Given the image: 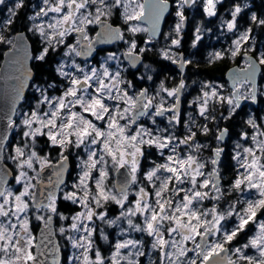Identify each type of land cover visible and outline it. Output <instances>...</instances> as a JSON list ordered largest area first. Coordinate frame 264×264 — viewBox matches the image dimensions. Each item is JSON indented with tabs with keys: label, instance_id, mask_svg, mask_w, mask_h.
Returning <instances> with one entry per match:
<instances>
[{
	"label": "snow or ice",
	"instance_id": "1",
	"mask_svg": "<svg viewBox=\"0 0 264 264\" xmlns=\"http://www.w3.org/2000/svg\"><path fill=\"white\" fill-rule=\"evenodd\" d=\"M222 4L15 0L7 7L0 18V264H49V255L51 264L62 256L64 264H264V118L247 114L239 132L221 126L257 99L264 14L234 0L221 21L235 38L206 62L239 57L245 65L233 71L227 95L223 84L202 80L184 109L186 78L155 88L127 78L157 35L168 42L164 59L181 73L192 66L196 53L173 51L184 39L186 11L214 18ZM170 7L176 22L163 33ZM202 25L193 49L212 31ZM138 33H149L143 47ZM118 41L123 52L100 48L106 54L95 59L98 46ZM145 73L136 79L153 81Z\"/></svg>",
	"mask_w": 264,
	"mask_h": 264
},
{
	"label": "trees",
	"instance_id": "2",
	"mask_svg": "<svg viewBox=\"0 0 264 264\" xmlns=\"http://www.w3.org/2000/svg\"><path fill=\"white\" fill-rule=\"evenodd\" d=\"M233 2L234 0H224L223 4L219 5L218 7L219 13L217 18H208L203 14V12L198 14L195 13L190 19V24L188 26L187 31L182 33L184 39L182 40L181 47L177 49V51L183 52L186 56H188V54L190 53H196L195 56L190 57L194 60V64L186 68L185 74L183 75V77L186 78L187 87L191 89L192 93H190V95L194 98L196 97V92L199 91V82L202 80H212L217 83L224 84L226 87H228V83L226 81L227 70L231 66L240 64V60L242 58L239 57L235 61L226 59L224 61H219L214 64H208L206 62V58L208 57L210 52L217 51V47L222 45L223 42L230 43L232 40V35H230V33H227V31H222L219 26L222 20L230 18L228 15V8H225V5L231 6ZM250 3L253 5V10L256 11L257 14H264V0H250ZM5 10L6 8L4 6H0V17H3L5 15ZM28 11L29 9L25 8L21 9L18 13L17 24L15 25L17 30H22L21 25ZM201 21H203L202 28H210L212 29V31H204L203 38L200 45L198 46V49H193L191 47L193 32L196 25ZM247 22L248 20H245V18L240 20L241 25H246ZM173 25L174 16L173 14H171L165 23L163 33H168L173 27ZM137 39L141 43L144 40V35L138 34ZM167 43L168 42L165 41L164 37L162 36L159 42L155 43L156 45L154 46V48L145 54L146 60L155 65V78L152 81L151 86L157 87L160 81H165L167 86L172 87L175 86L182 78L181 74L178 71V68L172 66V62H168V60L164 59L161 55V50L165 48V45ZM4 51H6V46H0V66L3 61ZM166 73L171 75V80L173 81L172 85L166 81V79L170 80L166 77ZM157 74H159L158 77ZM134 75L135 72L132 69H129L127 77L128 79L133 80L136 84L134 80ZM193 81H195L196 83H193ZM260 83L264 85V76L261 78ZM246 109L247 108L244 107L243 111L240 112L239 116L234 118L233 121L222 122L221 126L231 127L233 125H238L237 127H232L231 130L239 132L240 127L243 126L242 120L247 119V114L244 113ZM255 109L256 110L254 111L257 114V117L260 118V116L262 115V110H264V92L261 93L259 98V105L255 107ZM53 156H55V153H53ZM53 159L55 161V158ZM230 174L231 173H228L227 175L230 176ZM67 207L71 208V205H68Z\"/></svg>",
	"mask_w": 264,
	"mask_h": 264
},
{
	"label": "flooded vegetation",
	"instance_id": "3",
	"mask_svg": "<svg viewBox=\"0 0 264 264\" xmlns=\"http://www.w3.org/2000/svg\"><path fill=\"white\" fill-rule=\"evenodd\" d=\"M12 1H15V0H12ZM219 6V5H218ZM229 7V5H225V8H228ZM195 13H202V9L201 10H197L196 8H192V9H188L187 11H186V14L188 15V17H189V22H188V24H187V27H186V30H184V32H186L187 31V29H188V26H189V24H190V19H191V17L190 16H193ZM214 18H217V17H214ZM245 20H248L247 19V16H245ZM203 34V33H202ZM149 38H144V40H148ZM143 40V41H144ZM143 41L140 43L139 42V40L137 39V42H138V44H139V46H141V47H143L144 46V44H143ZM152 45L153 46H155L156 44L154 43V41L152 40ZM229 45V43H225V42H223L222 43V45H220L219 47H222V48H225V47H227ZM151 46V45H150ZM120 47H122L121 45H118V44H115V45H113V46H111V47H102L103 49H106V50H118ZM124 49H122V51H123ZM104 54H106L104 51H100L99 49H97V53H96V56H95V59L98 61L99 60V55H104ZM163 56V55H162ZM168 62H172V61H170V60H168ZM144 64H147V65H149L150 66V68H151V71H149V72H147V73H145V69H144V67H143V65ZM173 65L172 66H174V67H176V68H178V65L177 64H174V63H172ZM240 64L242 65L241 67H243V66H245L244 65V62H243V60L241 59L240 60ZM155 65L153 64V63H150V62H148L147 60H146V56H145V58L143 59V63L140 65V67L138 68V69H135V70H133L134 72H135V75H134V80H135V82H136V84H137V86H140V88H143V87H150V88H155L154 86H151V83H152V81H148L147 79H145V80H143V81H140V80H138V79H136V77L138 76V75H140L141 73H145V75H152L153 76V80H154V78H155V76H154V74H155ZM178 71H179V73L181 74V76L183 77V75H184V73L185 72H183V73H181L180 72V70H179V68H178ZM171 80V79H170ZM166 81H167V79H166ZM186 90V89H185ZM185 90H184V93H185ZM188 95V94H187ZM186 95V93L184 94V96H183V106H182V108H184L185 109V100L187 101V99H188V96ZM249 104V103H248ZM244 107H246V106H244ZM247 110L248 109H246L245 110V114H247ZM231 178V174H230V176L229 175H226L225 176V179L226 180H228V179H230ZM64 262V261H63ZM64 264V263H63Z\"/></svg>",
	"mask_w": 264,
	"mask_h": 264
},
{
	"label": "water",
	"instance_id": "4",
	"mask_svg": "<svg viewBox=\"0 0 264 264\" xmlns=\"http://www.w3.org/2000/svg\"><path fill=\"white\" fill-rule=\"evenodd\" d=\"M170 4H171V1H170ZM172 9H173V8L170 7L169 12H168V13H165V17H164V19L161 21V31H162V32H163V29H164V25H165V23H166L168 17L170 16V13L172 12ZM186 27H187V25L185 26V29H186ZM161 36H162V35H157V36L155 37V39L158 40V39H160ZM115 43H122V41H118V42H115ZM115 43H113V44H107V45H100V46H98L97 49H100V48H102V47L113 46ZM94 56H96V53L94 54ZM126 62H127V61H126ZM142 62H143V61H142ZM127 63H128V62H127ZM4 64H6V58H5V57H3V61H2V63H1V66H3ZM141 64H142V63H138L135 67H131V68L138 69V68L140 67ZM177 65H178V64H177ZM238 67H240V66H239V65L231 66V67L227 70V72H226V80L228 81V84H229V86H230L231 89H233V87H234V80H233L232 73H233V71H234L235 69H237ZM262 69H263V67L260 68V69L257 71L256 76H255V79H254L255 86H256L257 96H258L259 80H260V75H261V73H262ZM250 84H251V83H250ZM241 90H242V88H241ZM182 97H183V96H182ZM247 102H248V101H244V102H242V106H243L245 103H247ZM254 103H255V104L257 103V99H256V101H255ZM10 139H11V137H10ZM53 238H54V239H58L57 236H54ZM51 260H52V256L49 255V257H48V262H49V264H51ZM61 260H62V264H63V256L61 257Z\"/></svg>",
	"mask_w": 264,
	"mask_h": 264
},
{
	"label": "rangeland",
	"instance_id": "5",
	"mask_svg": "<svg viewBox=\"0 0 264 264\" xmlns=\"http://www.w3.org/2000/svg\"><path fill=\"white\" fill-rule=\"evenodd\" d=\"M15 1H12V0H6V4L5 5H3L4 7L6 6V10H5V14H6V12H7V7L8 6H10V5H12L13 3H14ZM247 2L248 3H250V0H247ZM190 17H193V16H190ZM3 18V17H2ZM176 22V17L174 16V23ZM222 31H225V29H221ZM146 34V33H145ZM147 35V34H146ZM126 47H127V45H125V49H126ZM150 47H152V49L154 48V46L153 45H151ZM173 51H175V52H177L178 54L179 53H181V51H177V49H173ZM183 53V52H182ZM105 55V54H104ZM104 55H99V60L104 56ZM125 63V62H124ZM125 65L127 66V64L125 63ZM129 69V68H128ZM166 77L168 78V79H172L171 78V75H169V74H167L166 73ZM167 82H169L171 85H172V83H173V81L172 80H167ZM224 85V84H223ZM137 86V85H136ZM137 88H140L139 86H137ZM228 88L224 85V94L225 95H227L228 94V90H227ZM246 89V88H245ZM247 89H251L250 87H248ZM260 89H261V91L263 90L264 91V85H260ZM185 93H186V95L189 93L188 91H187V87H186V90H185ZM184 93V94H185ZM193 98H188L187 99V101L185 100V109H187L188 108V102L189 101H191ZM246 108L248 109L247 110V114H254L255 115V112H254V110H256V109H254L253 108V105H252V102L249 104V105H246ZM264 110H262V112H263ZM261 118H264V115H262L261 116ZM205 155H207V153H205ZM53 158H55V156H53ZM58 237V236H57Z\"/></svg>",
	"mask_w": 264,
	"mask_h": 264
},
{
	"label": "bare ground",
	"instance_id": "6",
	"mask_svg": "<svg viewBox=\"0 0 264 264\" xmlns=\"http://www.w3.org/2000/svg\"><path fill=\"white\" fill-rule=\"evenodd\" d=\"M229 7H230V6H229ZM229 7H228V8H229ZM225 10H226V9H225ZM227 10H228V9H227ZM164 26H165V25H164ZM163 31H164V29H163ZM146 34H147V33H146ZM144 41H145V40H144ZM156 43H157V42H156ZM152 44H153V43H152Z\"/></svg>",
	"mask_w": 264,
	"mask_h": 264
}]
</instances>
